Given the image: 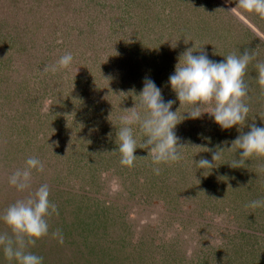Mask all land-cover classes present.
I'll use <instances>...</instances> for the list:
<instances>
[{
    "label": "rangeland",
    "instance_id": "1",
    "mask_svg": "<svg viewBox=\"0 0 264 264\" xmlns=\"http://www.w3.org/2000/svg\"><path fill=\"white\" fill-rule=\"evenodd\" d=\"M194 45L216 62L256 53L241 132L264 127L255 79L264 19L238 0H0V213L25 195L8 176L39 158L45 171L33 173L32 189L47 183L59 212L30 249L43 264H264V207H246L264 198V158L232 167L238 126L221 129L208 113L187 118L169 84ZM68 52L70 70L43 72ZM146 79L186 117L174 130L183 158L159 175L150 157L122 166L117 150L118 118L138 104ZM134 134L139 145L135 126ZM217 150L216 167L197 168ZM57 229L63 244L52 238ZM0 264L18 262L0 248Z\"/></svg>",
    "mask_w": 264,
    "mask_h": 264
},
{
    "label": "clouds",
    "instance_id": "2",
    "mask_svg": "<svg viewBox=\"0 0 264 264\" xmlns=\"http://www.w3.org/2000/svg\"><path fill=\"white\" fill-rule=\"evenodd\" d=\"M240 9L264 19V0H238ZM188 41H185L187 43ZM175 47V46H174ZM199 52V55H194ZM256 59V53L245 49L243 54L232 52L220 62L210 60L203 47L186 49L179 57L175 72L169 77V84L184 106L187 118L196 119L208 113L221 129L238 126L241 132L248 118L250 108L246 103L248 85L245 81L248 65ZM73 56L70 52L63 54L51 65H46L44 73L55 74L58 71L70 70ZM256 82L264 95V61L255 64ZM138 104L122 110L119 116L120 127L117 129L116 142L120 154V164L132 168L138 158H151L155 165L153 172L160 174V165L179 163L183 158L175 134V128L182 119L177 111H172L174 100L165 102L160 88L146 79L141 93L137 96ZM184 114V113H183ZM134 126L139 129L143 139L138 145L134 134ZM235 146L240 152V159L234 160L232 167H241L245 161L253 157L264 158V127L254 123L247 133L241 132L232 141L231 150ZM137 148L148 150L146 157L135 155ZM212 151L211 149H207ZM224 150L213 152L211 161L201 158L195 162L199 169H212L216 161L222 158ZM44 163L36 156H28L23 166L16 168L8 176V185L19 193L21 198L10 204L2 213L0 221L7 231L0 232V248L8 261L18 264H43V257L30 251L37 241L49 235V218L58 215V207L50 200V187L47 183L32 189L33 173H43ZM246 207L256 209L264 207V198L251 201ZM52 238L63 244V233L60 229L51 233Z\"/></svg>",
    "mask_w": 264,
    "mask_h": 264
}]
</instances>
